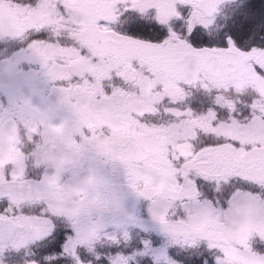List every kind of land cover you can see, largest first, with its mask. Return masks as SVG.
<instances>
[{"label":"snow or ice","instance_id":"1","mask_svg":"<svg viewBox=\"0 0 264 264\" xmlns=\"http://www.w3.org/2000/svg\"><path fill=\"white\" fill-rule=\"evenodd\" d=\"M0 38L67 109L0 119V264H264V0H0Z\"/></svg>","mask_w":264,"mask_h":264},{"label":"rangeland","instance_id":"2","mask_svg":"<svg viewBox=\"0 0 264 264\" xmlns=\"http://www.w3.org/2000/svg\"><path fill=\"white\" fill-rule=\"evenodd\" d=\"M18 42L25 41L0 38V119L13 116L21 121L39 110L54 113V122L60 123L67 115L62 95L48 78L43 64L29 52L27 42L11 57L5 56L8 45ZM156 242L163 244L158 236Z\"/></svg>","mask_w":264,"mask_h":264},{"label":"trees","instance_id":"3","mask_svg":"<svg viewBox=\"0 0 264 264\" xmlns=\"http://www.w3.org/2000/svg\"><path fill=\"white\" fill-rule=\"evenodd\" d=\"M19 45H20V47H21V45H22V43H20V42H18V44H12L11 45V43L8 45V47L9 48H7V54L5 55V56H8L9 54L10 55H12L11 53H13L14 51V49H17L18 47H19ZM10 51V52H9Z\"/></svg>","mask_w":264,"mask_h":264}]
</instances>
